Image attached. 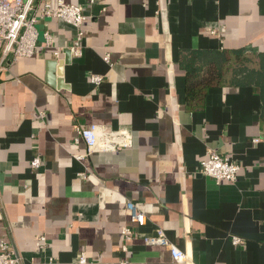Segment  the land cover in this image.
Listing matches in <instances>:
<instances>
[{
  "label": "crops",
  "instance_id": "crops-1",
  "mask_svg": "<svg viewBox=\"0 0 264 264\" xmlns=\"http://www.w3.org/2000/svg\"><path fill=\"white\" fill-rule=\"evenodd\" d=\"M67 1L87 17L82 53L73 26L42 18L54 46L0 68V238L22 264H264V0ZM214 57L221 82L187 108L186 67ZM91 123L126 127L132 144L87 153L75 128ZM210 148L239 163L235 180L199 171ZM157 227L186 261L145 242Z\"/></svg>",
  "mask_w": 264,
  "mask_h": 264
},
{
  "label": "built area",
  "instance_id": "built-area-1",
  "mask_svg": "<svg viewBox=\"0 0 264 264\" xmlns=\"http://www.w3.org/2000/svg\"><path fill=\"white\" fill-rule=\"evenodd\" d=\"M42 18H57L75 28V34L68 45L70 53L78 56L82 53V33L87 17L82 12L79 5L67 0H0V68L4 67L9 59L30 56L37 47L54 46L53 35L49 30L40 33L37 23ZM215 32V31H212ZM60 47L53 51L57 56ZM106 59L108 54L105 55ZM102 74L91 73L90 81L98 84L102 80ZM75 141L82 139L87 147V153L100 150H116L132 144V134L126 127L113 128L107 124L91 123L89 126L75 128ZM258 138H254L257 141ZM76 158L81 159L84 153H75ZM41 163L39 155H35L30 165L37 167ZM239 169V163L230 157L219 153L213 148L208 149L206 157L199 161V171L212 176L216 182L220 180H235ZM126 213L131 223L142 224L145 221L144 211L133 201H126ZM1 218V213H0ZM123 242L121 250L126 253L128 241L134 235V229L129 224L121 227ZM44 238L43 235L40 236ZM147 243L163 244L168 247L171 256L177 261H186L188 254L179 248L168 238L162 227H157L153 234L144 236ZM233 244L241 241L239 235H232ZM78 262L85 263L87 257L81 251ZM120 264H128V259L124 255ZM0 264H22V256L5 238H0Z\"/></svg>",
  "mask_w": 264,
  "mask_h": 264
},
{
  "label": "trees",
  "instance_id": "trees-1",
  "mask_svg": "<svg viewBox=\"0 0 264 264\" xmlns=\"http://www.w3.org/2000/svg\"><path fill=\"white\" fill-rule=\"evenodd\" d=\"M232 54H235L233 50H223L222 55L224 57V63L226 60L230 59ZM192 57L198 60L197 53H192ZM211 59L212 60H207V62H205L207 65L204 68L201 67V65L197 67H186L185 105L189 109L200 107L208 88L221 82L223 68L220 65V58L214 57Z\"/></svg>",
  "mask_w": 264,
  "mask_h": 264
},
{
  "label": "water",
  "instance_id": "water-1",
  "mask_svg": "<svg viewBox=\"0 0 264 264\" xmlns=\"http://www.w3.org/2000/svg\"><path fill=\"white\" fill-rule=\"evenodd\" d=\"M69 55H70V54H68V53L66 52V54H65V58H64V61H65V62L68 61ZM61 62H62V61H60V63H61Z\"/></svg>",
  "mask_w": 264,
  "mask_h": 264
}]
</instances>
